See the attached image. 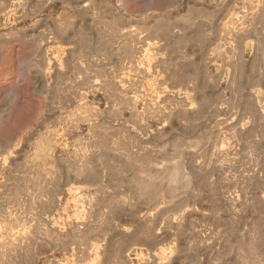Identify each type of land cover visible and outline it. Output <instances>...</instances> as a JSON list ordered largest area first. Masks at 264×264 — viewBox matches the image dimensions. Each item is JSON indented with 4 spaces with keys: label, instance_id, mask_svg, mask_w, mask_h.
Returning a JSON list of instances; mask_svg holds the SVG:
<instances>
[{
    "label": "rangeland",
    "instance_id": "374dc122",
    "mask_svg": "<svg viewBox=\"0 0 264 264\" xmlns=\"http://www.w3.org/2000/svg\"><path fill=\"white\" fill-rule=\"evenodd\" d=\"M0 264H264V0H0Z\"/></svg>",
    "mask_w": 264,
    "mask_h": 264
},
{
    "label": "crops",
    "instance_id": "0c3cea01",
    "mask_svg": "<svg viewBox=\"0 0 264 264\" xmlns=\"http://www.w3.org/2000/svg\"><path fill=\"white\" fill-rule=\"evenodd\" d=\"M125 6H126V4H125ZM141 184H143V183H141Z\"/></svg>",
    "mask_w": 264,
    "mask_h": 264
}]
</instances>
